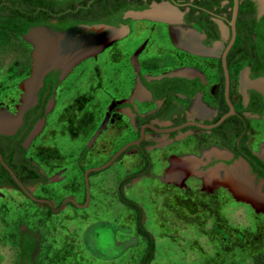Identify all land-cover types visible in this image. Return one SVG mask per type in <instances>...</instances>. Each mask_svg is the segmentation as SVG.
I'll return each mask as SVG.
<instances>
[{
  "label": "rangeland",
  "instance_id": "rangeland-1",
  "mask_svg": "<svg viewBox=\"0 0 264 264\" xmlns=\"http://www.w3.org/2000/svg\"><path fill=\"white\" fill-rule=\"evenodd\" d=\"M128 33L63 74L53 107L26 149V154L53 178L48 183L36 184L33 190L52 198L55 204L67 195L82 203L84 169L103 162L115 148L134 138L132 116H116L113 106L117 101L132 99L138 77L130 56L143 38H147V44L138 57L146 76L169 72L176 57L183 61L196 59L171 43L167 23L163 21L134 17ZM258 33L262 35L259 41L264 37V21ZM31 49L28 40L0 28V105L9 112L20 104V84L32 67ZM215 61L216 57L198 58L201 65ZM138 101L137 98L134 103ZM153 103L138 102V111L143 112ZM107 111L110 114L106 124L94 136ZM117 121H121L119 127ZM250 121L260 123L259 118ZM258 125L264 130L262 123ZM256 129L251 124L250 145L254 150ZM260 135L264 138L263 131ZM181 141L194 142L195 138L188 135ZM148 151L154 174H141L122 186L124 194L140 204L144 226L155 240L153 257L147 264H264L263 182L257 188L254 184L261 201H250L244 195L238 197L234 185L226 187L223 181L211 187L203 178L191 174L178 181L175 171L170 174L172 180L161 179L167 161L161 160V166L158 157L165 156L169 149L160 151L158 146H152ZM142 161L141 153L128 151L98 169L89 175L87 205L65 204L49 218L45 217L46 208L23 192L1 190L0 264H18L22 224L39 233L38 264H138L146 238L135 229V211L119 200L116 186L125 175L136 171Z\"/></svg>",
  "mask_w": 264,
  "mask_h": 264
},
{
  "label": "flooded vegetation",
  "instance_id": "flooded-vegetation-1",
  "mask_svg": "<svg viewBox=\"0 0 264 264\" xmlns=\"http://www.w3.org/2000/svg\"><path fill=\"white\" fill-rule=\"evenodd\" d=\"M71 1L74 2L72 5L69 4V1H66V4L62 7L67 12L70 11V8H72L71 11H75L77 14H80V20H77L76 23L70 26L75 28H78V26L81 27L84 25L96 24V22L114 24L111 19L114 14H119V11L123 10L122 18L125 19L129 17L127 16L128 11L134 10V7L136 6H139L140 9L156 6L159 7L160 10L163 8L175 10L176 14L168 20L159 18L156 15L146 18L156 22L163 21L167 23L169 29L168 36L171 43L179 50L191 53L194 57H196V59L194 58V60L192 59L190 61H183L180 56L176 57L180 63L175 68H187L192 70L193 74L197 71L201 74L200 77L193 75L190 77L172 75V77H169L168 80L161 81L160 79L146 77V74H143L140 69L139 61V69L136 70L138 78L137 81H135L138 85L136 95H138L140 100H148L154 103L152 107L140 112L138 111L139 109L134 106V103L130 101V98L115 102L113 109L115 108L116 112L123 108H130V112L133 115V118L131 119L132 124L130 123V125L133 129H136L134 138L127 140L120 147L137 138L139 136L140 126L144 123H151L160 130H154L152 127L146 125L144 128V136L140 141V144L136 146L132 145L124 149L117 159H120L128 151L141 153L143 161L141 166L138 168L140 169L145 165V157L143 153L145 152L148 154L150 166L148 169L149 173L143 174L150 175L153 160L148 149L152 146H158L160 151L163 148H168L169 151L165 156L160 158V155L158 157L160 159V164L163 159L164 161H167L165 166L161 164V166H163L162 171L172 166L170 174H173V172L176 171V179L181 181L187 177L188 170L186 167H182V163L179 160H175L172 164L171 162L174 160L173 156L186 152H194L200 156L203 154V151L211 150L208 157H203L205 161L198 164L197 170L204 172L212 169L213 167L224 165L229 171V173L226 174L227 185H234L232 188L237 190L235 188L237 187V182L235 181L233 183L230 181V179L233 178L230 169H233L234 166L237 165L236 168L241 170V174L239 173V175L244 176L245 178L243 179L245 181L244 184H246V181L249 180L250 187L255 189V183L256 188L259 183H264V138L260 135L262 131L264 132V130L260 125H258L261 123L264 125V57L262 58L260 56L256 47L257 43L261 41L264 52V37L258 41V39L262 37V35L259 36L258 28L264 21V0H237L238 7L234 21V40L232 44H230L226 54V60L229 68L228 95L234 111L221 122L211 126V128H204L192 124L180 125L191 119L193 121L209 125L215 122L221 113L228 109V105L224 97V76L222 74L223 69L221 65V54L229 40V35L231 34L229 21L231 16L232 0H111L115 3L111 8L112 12L109 18L104 15L107 14V9L103 8V6H100L98 3L91 6L89 0H85L86 3L83 2L84 0ZM90 7H93L94 10L86 11ZM114 10L116 12L112 14ZM129 18L130 20L128 22L119 21L114 25H126L129 27L130 32L132 18ZM49 19L52 23L58 21L57 16H52ZM42 26L49 27L47 24H42ZM4 30L13 33L11 30ZM124 37L125 36L122 38ZM120 39L112 41L106 47L114 45L116 42L120 41ZM146 44L147 38H143L134 50L140 45L142 46L140 50H142ZM215 49L216 52L214 51ZM210 51L213 52L209 55L208 53ZM212 57H216V61L214 62L215 64L211 63L209 65L208 63H204L201 65L197 61V58H206L205 60H209ZM229 61H231L230 65ZM258 63L261 65L259 66ZM234 67H238L234 71L235 73L233 72ZM51 70L56 71L58 78V74L61 71L60 68ZM49 71L45 72L43 75V83L36 90L35 99L29 103L26 108H24L22 112L23 119L20 126L10 134L0 132V157H2V160L14 171L18 178V174L21 176H27L24 178L25 181L19 180L24 183L23 185H25L30 192L39 196V198L51 200L54 206L57 207L66 196H64L58 204H55L52 198L41 196L33 190L36 184L48 183L53 178L46 175L37 160L29 154H26L27 147L38 132L41 131L46 114L53 107L54 98H52V96L54 97L55 90L60 82V79L58 78V82L53 85L52 80L55 75ZM214 80H216V84L213 88L212 84ZM146 81L151 82L147 83ZM50 91L52 92L51 95L49 94ZM235 98H238V104L236 103ZM211 101H214V105L211 106V110H213L210 111L212 112L210 116H192L183 105V102H187L189 106L191 104L193 105L198 103L202 107H205V104L208 105L207 103H210ZM5 108L6 107L0 105V111L3 110L8 113H14L16 111V108L12 112L7 111ZM109 112L110 111H107L105 113V117L103 119L104 121L106 118L105 124L108 120L110 114ZM150 113L152 115H149V117L144 120L139 119V116H146V114ZM251 118H259L260 123L257 121L251 123ZM38 123H40V130L35 135L31 136L30 133L32 129ZM251 124L254 125V129L257 128V131H254L255 136L253 138L257 150H254L250 145L252 133ZM119 126L120 125H118V127ZM188 135L194 137L195 141H181ZM165 141H167L168 144H165ZM87 146L83 147L81 151L83 149L86 150ZM117 149L115 148L113 152ZM81 151L79 153L80 155ZM28 159L31 160V162H29ZM31 168L38 169L39 172L42 173V176L46 177V179L41 178L40 180H35V178H32ZM86 169H84V171ZM7 172L8 170L4 167L0 158V180H4V182L0 181V189L3 190L11 188L22 193L23 191L19 188L12 186L10 183H6ZM222 172L223 170H221L220 173L224 176ZM93 173L95 172H92L91 174ZM213 178L214 182H220V178H216L214 176ZM161 179H163V177H161ZM177 180H173L171 182L174 183ZM222 180L225 181L224 177ZM246 187L247 186L242 187V189L240 188L242 191H237V193L242 192L239 196L249 195L248 192H250V190H246ZM255 191L257 192V190ZM23 193L31 200L43 205V207L46 208V218L51 217L53 213L59 212L52 210L46 203H40L38 200L31 198L27 193ZM262 194L263 193H261V195ZM83 200H85V192ZM68 203L71 202H67L66 204ZM24 227L37 234L39 239L38 249L36 253L32 255L31 260L28 259L27 253L24 255L25 264H31L32 260L38 264L36 256L40 248L39 233L24 224L20 226L18 234V264H21L22 260V244L20 235L21 229ZM32 244L33 239L26 235L24 239L25 252L30 249Z\"/></svg>",
  "mask_w": 264,
  "mask_h": 264
},
{
  "label": "water",
  "instance_id": "water-1",
  "mask_svg": "<svg viewBox=\"0 0 264 264\" xmlns=\"http://www.w3.org/2000/svg\"><path fill=\"white\" fill-rule=\"evenodd\" d=\"M237 7H238V1L232 0L231 16L229 21L231 34L229 35V40L221 54V65L223 69L222 74L224 76V97L228 105V109L222 112L221 115L218 117V119L209 125L202 124L200 122L193 121L191 119L184 122L180 126L184 124H192L204 128H211V126L221 122L224 118H226L229 114H232L234 111L233 105L228 95L229 68L226 60V54L230 44H232L234 40L233 39V35L235 34L234 21L236 17ZM175 14H176L175 10L173 9L169 10L163 8L162 10H160L159 7L154 6V7H146L143 9L130 10L128 11L127 16L133 19L134 17H153L156 15L159 18L168 20ZM128 32H129V27L126 25L118 26L106 22H96V24H92V25H84L81 27L78 26V28L69 27L66 29H59V30H54L47 26H42V24H37L30 26L26 32L21 33L20 36L25 40H28L32 44V49H31L32 67L30 73L26 77H24V79L21 81L20 85L23 88V93L20 104L16 108V111L14 113H8L3 110L0 111V132L4 134H10L20 126L21 121L23 119L22 112L24 108H26L29 105V103H31L35 99L36 90L40 85H42L43 83L42 77L45 74V72L51 69L60 68L61 71L58 74V78L61 80L63 74L66 71H69L77 62H80L81 60L89 56H95L98 52L103 50L112 41L122 38ZM141 47H142L141 45L138 46L134 50V53L131 55L130 58L131 64L133 65L135 70L139 69V60L137 55ZM192 72H193L192 70L187 68H175L169 72L161 73L159 75H155V74L149 75L146 77L161 79L162 77H172V75L186 76V77H190L192 75L198 77L201 76L200 72L198 71L194 74ZM52 98L54 97L52 96ZM105 121L106 118L101 123L94 136H96L99 130L104 126ZM146 125L152 127L154 130H160L151 123L142 124L140 126L139 136L137 138L127 142L122 147L115 150L113 154L105 161L101 162L100 164H97L96 166L89 167L84 171L83 175H84V183H85L84 185L85 200L83 203L77 202V200L73 196H66L60 202V205L55 207L51 200L45 198H39V196H36L32 192H30V190L25 185H23L24 183L19 180V178L14 173V171L2 160V157L0 158L4 167L8 170L14 181L17 183L16 185L18 186V188L21 191L27 193L31 198L38 200L40 203H46L54 211H60V209L63 206H65L67 202H71L72 204L77 205V207H83L84 205H87L88 203L87 201L89 199V192H88V186L90 185L89 175H91L92 172L98 171V169L108 166L112 161L117 159V157L124 149L132 145L134 146L139 145L140 141L144 136V128ZM39 130H40V123H38L32 129L30 135L31 136L35 135ZM162 130H168V129H162ZM245 185L247 186L246 190H250V192H248L249 194L248 196L244 195V197H246L250 201H253L255 198L261 201V199H259V193H257L254 188H251L250 184H245Z\"/></svg>",
  "mask_w": 264,
  "mask_h": 264
},
{
  "label": "trees",
  "instance_id": "trees-1",
  "mask_svg": "<svg viewBox=\"0 0 264 264\" xmlns=\"http://www.w3.org/2000/svg\"><path fill=\"white\" fill-rule=\"evenodd\" d=\"M66 1H69V4L71 5L74 3L71 0H0V27L11 30L18 36H20L21 33L26 32L31 25L40 23L47 24L50 28L55 30L68 28L76 23L77 20H80V14H77L75 11H71L72 8H70V11L68 12L65 11L62 6L66 4ZM83 2L86 3L85 0ZM89 2L91 3V6H94L96 3H98L100 6H103V8L107 9V14H104L106 17L108 16L107 18L110 17V14L112 12L111 8L115 3L111 0H89ZM134 8L140 9L139 6H136ZM91 10H94V8L90 7L86 11ZM115 12L116 11L114 10L112 14H114ZM122 14L123 10H120L119 14L117 13L113 15L111 19L113 20L114 24H117L119 21L128 22L130 20L129 17L123 19ZM52 16H57L58 21L53 23L50 22L49 18H51ZM230 63L231 61H229V65ZM258 65L260 66L261 64L258 63ZM49 72L54 73L55 75L54 79L52 80L53 85H55L58 82L57 73L55 70H51ZM168 78L169 77H162L160 80L166 81L168 80ZM146 82L150 83L151 81ZM51 93L52 92L50 91L49 94L51 95ZM149 115L152 114H146V116L142 117L139 116V119L144 120L145 118L149 117ZM84 151L85 149L81 151L79 161L82 160ZM143 153L145 157L144 167L137 169L135 172H131L125 175L116 188L119 200L135 211V229H137V231L146 238V246L138 264H147V262H149L153 257V253L155 250V240L151 231L144 226L142 208L140 204L137 201L128 198L122 191V186H124V184L126 183H129L133 178H136V176H139L143 173H149V157L147 153ZM28 161L31 162V160L29 159ZM30 170L31 176H33L32 178H35V180H40L41 178L46 179V177L42 176V173H40L38 169L31 168ZM6 175V183H10L12 186L18 188L10 174L7 172ZM18 176L21 181H25L24 178L27 177L26 175L25 177L23 175L21 176L20 174H18ZM1 182H4V180H2ZM26 235L33 239V244L27 252H25L24 248V239ZM20 238L22 244L21 264H25L24 255H26L27 253L28 259L31 260L32 255H34L38 249L39 239L37 234L33 233L31 230H28L25 227L21 229ZM31 264L36 263L32 260Z\"/></svg>",
  "mask_w": 264,
  "mask_h": 264
},
{
  "label": "crops",
  "instance_id": "crops-1",
  "mask_svg": "<svg viewBox=\"0 0 264 264\" xmlns=\"http://www.w3.org/2000/svg\"><path fill=\"white\" fill-rule=\"evenodd\" d=\"M257 50H258V53L260 54V56L263 58L264 57V52H263V48H262V44H259V43H257ZM215 52H216V49L214 50ZM213 51H210L208 54L210 55L211 53H212ZM139 58V57H138ZM199 59H201V58H199ZM206 59V58H205ZM205 59H203V60H205ZM139 60V59H138ZM153 61V60H152ZM177 61V60H176ZM175 61V66H173V68L171 69V70H173V69H175V67L176 66H178L179 65V62H176ZM197 61H198V58H197ZM170 70V71H171ZM245 70V69H244ZM246 71V70H245ZM209 73V72H208ZM208 73H207V76H208ZM216 84V80H214L213 81V88H214V85ZM137 87H138V85H137V82L135 83V88H134V90L132 91V99H130V101H132L133 103L135 102V101H137V98H138V95H136V93H137V91H136V89H137ZM131 97V96H130ZM142 99V98H141ZM138 100H140L139 98H138ZM138 102H149L148 100H140V101H138ZM138 102H136V103H134V106L135 107H137L138 108ZM151 102V101H150ZM208 105H206L205 104V107H202L201 105H199L198 103H195V104H191L190 106L188 105V103L187 102H183V105L187 108V110H188V112H189V114H191L192 116H201V115H205V116H210V114L212 113V112H210V111H212L211 110V106H213L214 105V101H211L210 103H207ZM152 107V106H151ZM149 108V107H148ZM148 108H146V109H148ZM145 109V110H146ZM210 109V110H209ZM209 110V111H208ZM200 111V112H199ZM115 115L116 116H120V117H124V116H127V117H131V119L133 118V115H132V113L130 112V108H123V109H121V110H119L118 112H116L115 113ZM121 123V121H117V124L119 125ZM166 143L165 144H168V142L167 141H165ZM211 150H206V151H203L202 153V155H197V153H194V152H186V153H181V154H176L177 156H173V162H171L172 164L174 163V161L175 160H179L181 163H182V167L184 168V167H186L187 168V170H188V174L190 173L191 175H196L197 176V179H201V178H203V179H201V180H205L206 181V183H207V185L209 186V185H211V187L213 186V185H215V184H217L216 182H214L213 180H214V178H213V176L214 177H216V178H220V181H223L222 180V178L224 177V179H225V181H223L224 183H225V186L226 187H228V185H227V180H226V174L227 173H229V171H228V168L226 167V166H224V165H219L218 167H213L212 169H210V170H207V171H204V172H201L200 170H197V167H198V164H200V163H203L205 160H204V158L203 157H208V154H209V152H210ZM177 158V159H176ZM172 167V166H171ZM171 167H168L167 169H165L164 171H162L163 172V178H165V179H169V180H172L171 179V176L172 175H170V173H171ZM237 165L236 166H234V168L233 169H230L231 170V175L233 176V178H231L230 179V181L231 182H237V187H235L237 190H235V191H242V190H240V188L242 189V187H244V186H246L245 184H244V176H241V175H239V173L241 174V170H238L237 168ZM237 170H236V169ZM154 168H153V166H152V169H150V172H153V174H154V170H153ZM221 170H223V175L224 176H222V174L220 173L221 172ZM220 171V172H219ZM152 175V174H151ZM225 187V188H226ZM3 190H5V189H3ZM2 190V191H3ZM0 191H1V189H0ZM231 191H232V189H231ZM4 192V191H3ZM2 192V193H3ZM4 193H6V192H4ZM233 193V192H232ZM240 194H242V192L241 193H237L236 195H238V197H239V195ZM235 195V194H234Z\"/></svg>",
  "mask_w": 264,
  "mask_h": 264
},
{
  "label": "bare ground",
  "instance_id": "bare-ground-1",
  "mask_svg": "<svg viewBox=\"0 0 264 264\" xmlns=\"http://www.w3.org/2000/svg\"><path fill=\"white\" fill-rule=\"evenodd\" d=\"M176 172V171H175Z\"/></svg>",
  "mask_w": 264,
  "mask_h": 264
}]
</instances>
